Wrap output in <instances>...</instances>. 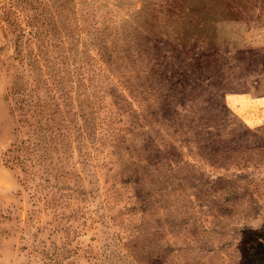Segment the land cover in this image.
Wrapping results in <instances>:
<instances>
[{"label":"rangeland","instance_id":"1","mask_svg":"<svg viewBox=\"0 0 264 264\" xmlns=\"http://www.w3.org/2000/svg\"><path fill=\"white\" fill-rule=\"evenodd\" d=\"M0 264H264V0H0Z\"/></svg>","mask_w":264,"mask_h":264},{"label":"trees","instance_id":"2","mask_svg":"<svg viewBox=\"0 0 264 264\" xmlns=\"http://www.w3.org/2000/svg\"><path fill=\"white\" fill-rule=\"evenodd\" d=\"M19 102L20 103L17 105V109L22 110L23 109V106L21 105V103L27 102V99L24 98V97H20ZM33 111H35V110H33ZM18 115L21 116V117H25V113H19ZM19 121H23V118H19ZM17 149L19 150V149H21V147L18 146ZM22 149H23V147H22Z\"/></svg>","mask_w":264,"mask_h":264}]
</instances>
